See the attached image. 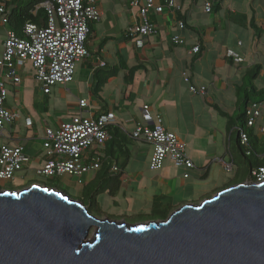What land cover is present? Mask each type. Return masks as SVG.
<instances>
[{
  "label": "crops",
  "instance_id": "0c3cea01",
  "mask_svg": "<svg viewBox=\"0 0 264 264\" xmlns=\"http://www.w3.org/2000/svg\"><path fill=\"white\" fill-rule=\"evenodd\" d=\"M210 1L212 10L207 13L204 0H174L180 9L165 8L162 13L150 15L156 32L142 38L129 32L139 21L137 8H130L127 0H99L101 16L90 25L88 56L75 64L71 82L52 86L49 94H38L32 88L34 69L28 61L20 68V84L7 83L6 106L17 118L3 129L0 145L21 144L30 157L28 165L42 166L46 127L55 129L78 113L84 117L112 113L110 124L129 138L147 105L153 118L160 115L163 126L185 142L186 155L194 167L177 168L165 158L160 169L150 170L151 146L137 139L129 138L128 156L116 155L113 148L110 157L108 141L96 147L92 155L99 166L81 176L85 188L82 194L87 197V191L99 189L95 205L107 216L153 214L166 203L172 208L192 194L189 191L194 189V181L211 175L217 159H222L224 165H238L232 152L227 160L221 156L222 146H228L230 152L234 136L226 131V120L211 107L231 111L235 101L227 98L233 99L235 87L256 66L260 70L254 84L257 89L264 87V0ZM179 20L185 23L184 28H179ZM0 27L1 57L9 28ZM176 35L184 40L183 44L171 42ZM137 40H142L141 46ZM196 45L199 50L194 53L191 49ZM228 50L236 52L242 61L227 58ZM100 61L104 66L99 65ZM128 69L134 70L126 81ZM94 72L99 78L107 77L97 94L92 92ZM190 86L205 87V93L192 94ZM55 92L62 97L53 96ZM80 99L87 101L85 108H78ZM61 109L66 110L65 118L52 121L51 114L58 115ZM205 116L207 125L201 124ZM201 125L211 132L210 143L217 152L197 133L190 132ZM259 137L264 139L262 134ZM114 165L118 166L117 171L112 170ZM224 165L218 168L222 174ZM184 172L189 177H183ZM110 188H114L112 194Z\"/></svg>",
  "mask_w": 264,
  "mask_h": 264
},
{
  "label": "water",
  "instance_id": "95a60500",
  "mask_svg": "<svg viewBox=\"0 0 264 264\" xmlns=\"http://www.w3.org/2000/svg\"><path fill=\"white\" fill-rule=\"evenodd\" d=\"M0 264H264V179L139 224L45 184L0 189Z\"/></svg>",
  "mask_w": 264,
  "mask_h": 264
},
{
  "label": "built area",
  "instance_id": "2783aa9c",
  "mask_svg": "<svg viewBox=\"0 0 264 264\" xmlns=\"http://www.w3.org/2000/svg\"><path fill=\"white\" fill-rule=\"evenodd\" d=\"M0 0V24L7 25L8 17L4 4ZM35 10L43 8L46 12L44 24L26 22L20 33L7 29L0 57V136L3 129L10 125L17 114L6 106L7 83L18 85L21 82L20 68L30 62L34 69V81L40 86L43 94H49L51 87L65 85L73 80L75 64L88 56L86 47L90 25L96 23L101 16L99 0H38ZM128 6L137 8L139 21L130 29V34L145 37L156 32V27L150 15L162 13L165 8L179 10L174 0H127ZM204 11L212 10L210 0H204ZM179 28H184L183 21H177ZM173 44H183L179 36L171 37ZM138 46L142 40H137ZM199 46H193L191 51L196 53ZM227 58L241 62L242 58L234 51L225 53ZM104 66V62H99ZM192 94L203 95L205 87L190 86ZM87 106L85 99L78 101V108ZM260 105L253 103L247 109L248 125L255 122L260 114ZM143 106L142 120L133 129V139L141 140L151 146L152 153L149 162L150 170L162 167L163 160L169 158L177 168L186 170L194 167L185 152V142L174 132L167 130L160 115L153 118ZM113 118L112 113L97 117H84L80 113L71 116L67 121L60 122L57 128L46 127L42 139L45 161L39 170L50 177L69 175L82 184L81 176L98 168V159L92 153L96 147H101L109 140L108 125ZM30 123V119H27ZM264 128H259L262 134ZM242 142L246 141L241 135ZM30 157L21 144L14 146L0 145V179H12L16 172L27 169ZM225 164L224 169L229 170ZM117 165L112 167L117 171ZM254 181L264 179V165L252 171ZM183 177H189L188 172Z\"/></svg>",
  "mask_w": 264,
  "mask_h": 264
},
{
  "label": "trees",
  "instance_id": "16d2710c",
  "mask_svg": "<svg viewBox=\"0 0 264 264\" xmlns=\"http://www.w3.org/2000/svg\"><path fill=\"white\" fill-rule=\"evenodd\" d=\"M4 4V8L6 11V15L8 17L7 26L10 29H13L16 33H20L23 25L26 22H35L39 24H44L46 21V12L43 8L36 9V12L33 11L36 8L38 0H5L2 1ZM185 24V23H184ZM123 66L120 64V67ZM135 69V68H134ZM134 69H128V74L125 76V80L128 81L129 75L133 72ZM260 68L258 66L254 67L252 70L246 72L244 76V80L241 85H237L235 87V104L232 107L231 111H221L217 106H213L217 109L218 114L226 120V131L230 133V135L234 138L231 142H233V147L235 148L238 165L243 164L244 170H235L233 172L232 178H239L243 182L246 180L254 181L255 177L252 176V171L256 170L258 167L264 165V139H260L259 128H264V111L260 108V114L255 119V122L251 125H248L249 116L247 115V109L253 104L263 105L264 104V87L262 89H257L254 82L258 75V71ZM114 73V70L113 72ZM94 82L92 84L93 89L92 92L97 94L101 86L106 82L107 77L99 78V74L94 72ZM252 98H258L257 101L252 100ZM258 127V133H257ZM108 132L110 138L108 141V150L109 156L112 157L114 154L112 149H116V155L128 156V145L130 144V139H133L132 136L129 138L123 135L118 128L113 127L111 124L108 125ZM241 135H244L246 141L242 142ZM264 135V132L262 133ZM231 137V138H232ZM107 141L105 143H107ZM230 165V164H227ZM231 171L225 170V173H231ZM24 171H27L25 169ZM31 184V183H29ZM61 190L59 187H55ZM110 194H112V190L114 188H110ZM87 197L89 203L96 204L95 197L96 193L99 192V189L94 188L87 191ZM81 200L86 206V201ZM88 211L89 207L87 206ZM167 216H163L162 218H166Z\"/></svg>",
  "mask_w": 264,
  "mask_h": 264
},
{
  "label": "rangeland",
  "instance_id": "374dc122",
  "mask_svg": "<svg viewBox=\"0 0 264 264\" xmlns=\"http://www.w3.org/2000/svg\"><path fill=\"white\" fill-rule=\"evenodd\" d=\"M1 25V24H0ZM5 27H7V25H5ZM1 28V27H0ZM33 90L36 93H42L40 86H38L35 81H34V85L32 86ZM41 95V94H40ZM58 96V97H62V95L56 94V92L53 94V96ZM232 97V96H231ZM231 97H229V99L227 98V101H231L233 100V103L236 99V96L233 97V99H231ZM252 100L257 101L258 98H252ZM51 105V103H50ZM261 110L264 111L263 106L260 105ZM212 110H216L214 109V107H211ZM66 110L65 109H61L60 112H58V115H55V113L53 112L51 114V120H56V118H65L66 116ZM203 123H206L207 125V117H203ZM68 120V119H66ZM214 124V123H213ZM196 127V125H195ZM190 132L193 133H197V136H199L200 138L204 139L206 144L209 147L215 148L216 152H217V148L216 146H214L213 144L210 143V139L212 138L210 135V131H207L205 129H203V126L201 125L200 127L194 129V130H190ZM257 133H258V127H257ZM233 146V145H232ZM217 147L219 148V144L217 145ZM234 147H232L230 149L229 152V147L228 146H222L221 147V151H223L224 155L222 154L221 156H224L225 160H227L230 157V154L232 152V154H234L235 157H237V153L236 151H234ZM234 151V153H233ZM229 155V156H228ZM238 161V160H237ZM224 165V162L222 161V159L220 160H216L214 161V165L211 168V175L207 176L205 179H203V181L201 180H196L194 181V185H193V190H190L189 192H192V194L187 197L186 199H180L178 205H173L172 208H170V205L166 203V205L160 206L158 207V209L153 213H149V214H142L140 216L138 215H126L125 217H122L120 215H115V216H107L105 214V211L103 212L102 209L98 208L95 204H90L88 201V197L83 196L82 192L84 191V187L83 185L77 183V179L75 177L69 176V175H61V176H55V177H50L48 175L42 174L39 172V170L41 169L42 166L40 165H35L31 166L30 164L28 165V169L27 171H19L16 172L14 177L12 179H0V189H14V190H18L20 189L22 186L29 184V183H40V184H45L47 187L52 188V187H59L61 189V191H63L64 193H66L70 198L73 199H83L86 201L87 206L89 207V212L99 216L101 218L103 217H108L109 219H114L116 221H121L124 220L126 223L128 224H139L142 222H148L151 220H160L163 219V216H168L176 207H178L179 205L186 203V202H199L201 201L203 198L208 197V196H212L214 195L218 189L226 187V186H230L233 185L235 183H238L239 181H241L238 177L232 178L231 176L233 175V172L237 169L239 170H244L245 167L243 164L239 165H234L232 172L231 173H223L220 172L218 170V168L220 166ZM221 166V167H222ZM231 169V168H230ZM229 169V171H231ZM216 179V180H215ZM219 180V181H217ZM215 181L218 182V185H216ZM246 182H253L251 180H246ZM204 193H201V192ZM182 198V197H180ZM102 204V202H101ZM104 205L102 204V207ZM94 230V227H91L90 231H89V235L88 237H91L92 232Z\"/></svg>",
  "mask_w": 264,
  "mask_h": 264
}]
</instances>
